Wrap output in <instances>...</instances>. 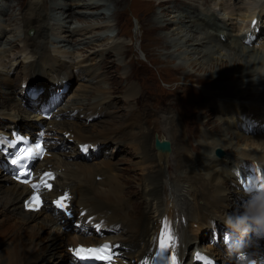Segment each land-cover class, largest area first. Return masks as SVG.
Returning a JSON list of instances; mask_svg holds the SVG:
<instances>
[{
    "label": "bare ground",
    "instance_id": "6f19581e",
    "mask_svg": "<svg viewBox=\"0 0 264 264\" xmlns=\"http://www.w3.org/2000/svg\"><path fill=\"white\" fill-rule=\"evenodd\" d=\"M114 1L117 5L115 7L119 8V15L123 16L127 0ZM82 2V6L88 9L91 7V10L94 12H90L89 14L77 12V14L95 16L100 12V15H103L104 18L110 17V14L108 13V15L106 12L108 11L106 7H110L107 3L101 4L94 0L86 2L83 0ZM163 2L166 1L163 0ZM163 2H159L157 6L153 5L150 14L152 12L156 13L155 10L157 8L159 10L157 15L170 16L166 14L170 12V14H173V17L168 22H159L160 19L151 20L150 31H153L157 35L158 46L170 49L169 56L171 58H183L187 56L190 59H194L196 64H203V61L212 58L215 50H229L234 56L232 60L236 57L239 58L234 62V68L215 73L216 77L211 80L203 77L196 78V82L201 83L198 85L210 84L209 88H213L214 86L212 85L216 84V81L226 82V80H229L234 83V85L226 84L225 86H229V89L224 93L220 92L221 94H216L212 91L205 93L200 90L197 91V94L204 101V111L202 114L205 118L204 122L202 121L203 118L199 117L200 114L197 110L190 111L187 115L183 114L181 109L184 102L182 101H178L180 102L179 106L168 107L163 113L152 110L147 102L150 96L133 84L127 86L125 95L123 96L128 103L126 115L119 119L118 124L114 128L104 129L103 135L89 133L81 129L79 125L67 121V119L63 122H57L56 119L55 121L43 124L44 121L41 122L43 120L42 114L37 117V123L31 125L25 131L26 134L32 133L35 130L33 129L34 126L41 125L40 129L45 131L49 142L61 140L64 143L72 140L68 139L67 136L70 133V137L75 139V146L72 149L74 153L76 151L80 153V147L87 143L97 144L95 142H102L104 146L107 145V142H114V144L129 142L130 145H133L138 163L142 167V177L138 185L140 198L142 199L141 211H136L135 207H137V204L131 203L129 201L130 197H126L129 194H127V191L123 192V189H121V182L118 180L116 174L109 173L110 170L104 166L70 161L71 155L73 156L74 153H64L61 150L62 147L60 148L58 145L59 142L54 143L50 147L49 150L52 155L41 160L37 167L40 170L44 168L45 170L56 171L59 175V179L56 182V186L58 185L57 194H60L59 190L63 192L68 189L73 195L72 203L74 210L77 213L80 212V208L88 211L87 218L90 219V222L82 225L84 229L79 234H76L79 237L74 244L79 243L90 246L104 243L112 247L114 246L117 255L120 257L121 255H127L130 260H133L132 264L156 263L157 254L161 250V233L164 231L163 221H165V218L170 222L172 235L175 237V240L180 236L183 238L181 253L186 250L190 251L193 248L192 252H190L192 256L200 246L199 240L194 244L191 242L190 236L193 234V231H191L192 226L200 220L206 219V221H210L214 216L228 212L232 206L229 198L231 192H237L240 198L248 191L242 188L240 177L247 178L248 172L246 170L254 165V163L264 164V136L260 134L264 132L263 113L255 112L256 110H253V107L250 105L241 103L242 100H249L254 97L252 91L254 92L256 88L261 87V82L256 78H263L264 75L261 71L263 67L256 69L255 63L251 64L246 61V58H252L255 54L254 47L245 46L248 35L239 38L228 33L226 38L223 39L227 27L219 25L215 15L202 16L199 14L196 19H191L187 23L185 22L186 15L184 11L180 12L177 5L171 6L170 1H167V3H170H165L166 5L162 4ZM32 5L37 6L36 14L32 9ZM99 6L103 7L100 8ZM52 9L54 8L42 7L39 0H31L28 9L20 14L24 30V37L20 42L24 46L29 45L32 48L26 50L32 56L41 54L37 50H34L35 47L45 46L46 49H49L53 27L51 28L49 22L46 20L50 16L46 11ZM180 9H183V7ZM115 12L118 13L117 10ZM252 14H255V12ZM253 16L255 15H250L247 19L251 21ZM57 17L54 15L53 20L60 23L61 19ZM198 18L201 19L202 23L198 22ZM254 22L252 27L255 29L258 24L262 23V15L259 14L254 19ZM171 25L176 28H172L171 30ZM257 29L254 30V35H249L253 39L255 35V39L258 37L259 33L257 34ZM31 30L34 31L32 36L29 34ZM161 31L169 32L162 36L160 35ZM168 38L171 42L168 41ZM13 42H9L10 46L13 45ZM172 47L176 48L173 52H171ZM125 52L124 47L115 46L103 51L101 58L104 60L105 56L109 53L115 54V57L118 58L121 55L124 56ZM25 59L26 57H24ZM47 64L52 67V74L58 71V63ZM61 66L73 68V66L66 64H61ZM3 68L6 67L3 66ZM87 70L82 71L83 74L87 73L89 76L93 74V71ZM66 72L68 74V71ZM126 78L131 79L130 73L126 75ZM233 79L234 81H232ZM110 84L113 85L112 82ZM110 91V87L98 89L93 92V98L90 99L87 95H80L75 97L73 104L66 108L70 113L65 110L60 111L70 120L71 117H75V111H78L77 118H81L83 113L87 111L88 114L83 115L87 120L93 116L90 112L99 111L108 117L107 121L102 120L106 124L111 119H117L113 110L116 104H113L111 101L114 94ZM256 91H259V89H256ZM4 94L5 96H0V135L4 134L10 137L12 136V132L18 128V123L10 122L11 124L5 128L4 120H11L15 115L29 112L12 91L5 90ZM217 97H238L240 101L238 99L239 102L234 103L230 99L219 100ZM186 99H190V97L186 96ZM161 103L164 105L163 101ZM141 104L142 106H140ZM210 112L212 117L217 115L214 125L208 121V118H211L209 116ZM185 117L200 125L197 133L198 137L200 136L199 138L202 139V144H199L195 148L192 147V150L195 149L198 152V156L196 157L194 156L196 152L194 153L193 151V155L190 149L188 141L190 134L188 135L186 129L188 125L185 123L187 122ZM81 125L82 128L85 127L83 122ZM194 128L191 127V130L194 131ZM35 134L38 135L39 131ZM222 134H224L223 137L225 139L217 138L221 137ZM210 149L213 152L209 151ZM216 149H223L227 153V157L223 159L217 158L214 153ZM101 168L103 170H100ZM11 170L12 168L5 165L0 158V212L5 214V220L8 224L24 232L28 229L34 231L37 225H30L36 223L42 216H44L42 222L47 226L55 225L61 229L63 227L68 228L72 224L71 221L66 220L64 222L63 217L56 214L54 210L50 211V205H46L38 213L25 211L23 200L30 192L26 186H22L12 180L10 176ZM94 172H102L97 177L100 180L106 177L108 181L93 182L92 174ZM127 185L129 184L125 182L123 188ZM226 185L229 186L228 189L230 191L224 187ZM99 186H106V188H99ZM129 186L125 187L124 190L129 188ZM255 190L253 188L249 190L252 192L250 197L254 194ZM51 195L53 198L55 197V190L54 193L51 192L50 197ZM67 204L70 205L71 201L69 200ZM76 222L79 223L78 221ZM90 225L98 226V228L107 227L104 229L108 230V232L122 227L123 231L117 239L115 237L103 238L94 240V243L93 239L84 238L87 227ZM23 235L21 233V237H18L17 243L19 245L15 246L16 249L13 257L10 259V264L19 263L20 260H22L23 264L43 260L44 256L33 258L34 253H36V244L32 243V246H30L26 242L21 241ZM168 243L170 244L171 241H168ZM48 246L53 248L56 253L59 252L61 247L60 245H56L55 242ZM69 252L72 256L73 264H78L74 252ZM165 252L171 258L173 254L172 248L169 247ZM43 254H45V251ZM174 254L178 257L176 258L178 264H184V261L180 258L185 254L181 257L176 253ZM29 256H32V258H28Z\"/></svg>",
    "mask_w": 264,
    "mask_h": 264
},
{
    "label": "rangeland",
    "instance_id": "374dc122",
    "mask_svg": "<svg viewBox=\"0 0 264 264\" xmlns=\"http://www.w3.org/2000/svg\"><path fill=\"white\" fill-rule=\"evenodd\" d=\"M39 1L41 2L42 7L54 8L52 9L53 11H46L50 14L46 20L49 22L51 28L53 27L51 34L52 40L49 44V49H46L45 46L35 47L34 50H37L41 54L32 56L29 54V51H26L32 48L29 47V45L24 46L20 42L24 37L23 20L20 14L28 9L31 0H0V96H5V90L9 92L12 91L15 96L22 101L24 108L29 112L15 115L11 120H4L5 128L11 124L10 122H16L18 123V128L16 130L25 132L28 127L37 123V117L41 115L38 111L42 112L40 106L46 104L48 98L57 94L60 90L63 92L61 95V101L53 110L55 117L50 121H55L57 119V122H63L67 119V121L79 125L81 129L88 131L89 133L103 135L104 129L114 128L118 124L119 119L126 115L128 103L123 96L125 95L127 86L133 84L150 96V98L148 97L149 99L147 102L152 110H157V112L163 113L168 107L172 108L176 105L179 106L180 102L178 101H182L184 102L181 109L183 114L187 115L190 111L197 110L200 114L199 117H201V119L203 118L202 121L204 122L205 118L203 117L204 115H202L204 111V101L197 94V91L200 90L204 93L212 91L216 94H221L228 91L229 86H225L226 84L234 85V83L229 80H226V82L216 81V84L212 85L214 86V90L213 88L208 87L210 84H202L201 86L198 85L201 83L196 82V78L203 77L211 80L216 77L215 73L224 72L230 68H234V62L239 58L236 57L232 60L234 56L229 50H215L212 58L205 61L201 60L203 61V64H196L194 59H190L187 56H184L183 58H171V56H169L170 49H164L161 46H158L157 35L154 34L153 31H150V21L153 19H160L159 22H168V20L173 17V14H170V12L166 13L170 16L157 15V12L159 11L157 8L155 10L156 13L152 12L150 14L153 5L157 6L159 2H163V0H127L125 14L123 16L119 15V8L115 7L116 3L114 0H94L101 4L107 3V5L110 6L106 7L108 9V11H106L107 14H110L109 18H104L103 15H100V12L95 16L77 14V12H84L86 14L94 12L91 10V7L88 9L87 7L82 6L83 0ZM86 1L89 0H85V2ZM165 1L166 2H163L162 4H169L171 2V6L177 5L180 12L184 11V14L186 15L185 22L187 23H189L188 21L191 19H196L199 14L202 16L215 15L217 17V23L221 26L227 27L223 39L226 38L228 33L239 38L248 35L245 46L250 48L254 47L255 54L252 58H246V61L251 64L255 63L256 69L263 67L261 71L264 73V13H262L264 12V0ZM167 1L170 2L167 3ZM102 7L103 6L100 8ZM181 7H183V9H180ZM32 9L36 14L37 6L32 5ZM102 10L104 11V9ZM116 10L118 13L115 12ZM254 12L255 14H252ZM259 14L262 15V23L260 25L258 24L255 28H258V37L257 39H255V37L254 39L249 40V35H254L255 30L254 27H252V24ZM54 15L61 19L60 23L53 20ZM250 15H256V17L253 16V19L249 21L247 17ZM198 22L202 23L201 19L198 18ZM170 27L171 30L172 28H176L173 25ZM167 32L169 31H161L160 35L164 36L168 34ZM10 41H14L11 46L9 43ZM168 41L171 42L169 38ZM115 46L124 47L126 50L125 55H121V57L117 58L115 57V54L109 53L105 56L104 60H102V52ZM175 50L176 48H171V52ZM24 57L28 59L24 60ZM54 62L59 65H57L58 71L54 73L55 75L51 73L52 67L47 64H52ZM61 64L73 66V68H66L61 66ZM3 66L6 68H3ZM85 69H88L87 71L90 72L93 71V74L90 76L87 73L83 74L82 71ZM66 71H68V74ZM128 73H130L131 79L126 78ZM29 78L32 79L36 87L39 86L38 88L34 87L36 91H38L35 94V97H32V95L25 92V90L29 91L28 88H23V86L27 85V80ZM256 79L261 82V87L256 88L259 89V91H256V89L254 92L252 91L255 98L252 97L249 100H242L241 103L250 105L253 107V110H256L255 112L263 113L262 119L264 121V86H262L264 85V75L263 78L257 77ZM181 80L187 81H182L184 82L182 83ZM232 81H234V79ZM111 82L113 85L110 84ZM63 83H69L70 85L67 92L61 90ZM108 87L111 88L110 92L114 94L111 101L113 104H116L113 110L117 119H111L105 124L102 120H106L108 117L101 114L99 111L90 112L93 116L89 120L84 117L88 114L87 111L83 113L84 116L82 115L81 118H77L76 115L78 111H75V117H71V120L66 118V116H64L65 114H62L63 110L66 112L69 111L66 108L73 104L75 97L87 95L90 99L93 98L94 91L98 89H106ZM57 89H59L58 92ZM186 96L190 97V99H186ZM217 98L219 100L230 99L234 103L240 101V98L238 97ZM162 101L164 102V105H162ZM140 106H142V104ZM109 110L111 111V109ZM209 116L211 118H208V121L212 122V125H214V123H216L217 115L212 117L210 112ZM185 119L187 120L185 123L188 125V127H186L188 135L190 134L188 141L190 143V149L192 150V147L195 148L199 146V144H202V139L199 138L200 136L198 137L197 133L200 125L187 117H185ZM50 121L44 119L41 120L43 124ZM82 122L84 123V128H82ZM38 126L39 125L34 126L33 129H36ZM40 127L37 131L40 130ZM191 127H195L194 131L191 130ZM35 133L36 131H33L31 135L37 136ZM260 134L264 136V132ZM223 136L224 134L217 138L225 139ZM68 139L72 140L67 143L62 142L61 140H54L53 142H59L58 145L60 148L62 147L61 150H63L64 153L68 152L73 154L74 151L72 149L75 146V139L71 137H68ZM95 143L97 144L87 143L84 146H81V150H79L80 153L76 151L73 156L71 155L72 158L70 161L96 164L109 169V173L117 175L118 180L121 182L120 187L123 189V192L127 191V194H129L126 196L130 197L129 201L137 204L135 210L141 211L142 199L140 198L138 185L140 184L142 177V167L138 163V158H136V152L133 149V145H130L129 142L116 144H114V142H107V145L104 146V143L102 142ZM193 151L194 153L196 152L195 155ZM209 151H212V149ZM192 153L195 157L198 156V152L195 149L192 150ZM225 157L227 156H224L223 158ZM260 167L264 169V164L260 165ZM100 170H103V168ZM101 173L102 172H94L92 174V181L98 183L108 181V178L106 177L102 180L97 177V175H100ZM125 182L131 185H127L129 188L126 190H124V188L127 186H124L123 188ZM241 186L246 190L242 183ZM224 187L226 189L229 188L228 185ZM99 188H106V186H99ZM228 190L230 191V189ZM251 193L252 192L248 190L245 192V195H242V197L239 198L237 192H231L229 198L232 206L229 208L228 212L214 216L210 221H206V219L200 220L192 226L191 231H193V234H191L190 239L193 244L199 240L198 242L200 246L197 249L205 252L216 262L219 261L221 263H226V249L223 242L225 233H228L229 230L225 226L222 217L225 214L235 213L238 209L242 210V207L240 206L250 198ZM49 210L52 211L51 208ZM5 219V214L0 212V264L11 263L10 259L14 255L16 249L15 246L19 245L17 242L19 240L18 237H21V233L24 234L21 241L26 242V244L30 246H32V243L36 244V253H34L35 255L33 258L36 256L45 257L39 262L34 260L35 262L31 261L26 264H73L69 247L76 249L79 246L84 245L79 243L75 245L74 242L78 240L79 235L67 231L64 229L66 227L59 229L55 225H44L42 222L44 216L39 218L36 223L30 225H37V227L34 228V231L28 229L25 232L14 228L8 224ZM100 228L97 226L98 231L94 233V230H90L87 227L86 234L88 235H85L84 238L93 239L94 242V240L103 238L115 237L117 239L119 238L118 236L122 234V230L117 228L115 230L112 229V232H106V236L101 235L99 234ZM116 231L117 233H115ZM90 233H92L93 236H91ZM182 241L183 238L181 236L175 240L176 244L174 253L179 257L185 254L180 259L184 261V264H188L191 260L190 252H192L193 248L190 251L186 250L181 253ZM54 242L56 245L61 246L58 253L48 246ZM85 246L86 245L83 247ZM43 250L45 251V254H43ZM71 251L73 252L74 250ZM32 256H29L28 258H32ZM12 264L23 263L22 260H20L19 263Z\"/></svg>",
    "mask_w": 264,
    "mask_h": 264
},
{
    "label": "clouds",
    "instance_id": "9594fccd",
    "mask_svg": "<svg viewBox=\"0 0 264 264\" xmlns=\"http://www.w3.org/2000/svg\"><path fill=\"white\" fill-rule=\"evenodd\" d=\"M226 264H264V184L244 202L242 211L225 214Z\"/></svg>",
    "mask_w": 264,
    "mask_h": 264
},
{
    "label": "snow or ice",
    "instance_id": "6c2138e0",
    "mask_svg": "<svg viewBox=\"0 0 264 264\" xmlns=\"http://www.w3.org/2000/svg\"><path fill=\"white\" fill-rule=\"evenodd\" d=\"M255 23V22H253ZM37 150H39L40 152L43 151V148L40 145H37ZM32 150L30 149L28 154L31 155ZM46 177L49 178H54L53 174L51 173H46L45 174ZM42 179V183L45 184V186L47 187H51L50 185H47L46 182L44 181V178ZM25 183H27L28 181L25 180ZM251 184V182H250ZM32 187L34 189H39L40 185L37 184H33ZM40 200L38 196H33L32 197V201L30 203H28L26 205V207L32 209V210H39L40 207ZM57 204L59 207L64 208L65 204L61 203L60 201H57ZM168 241H171V243L169 244ZM112 246L108 245V244H104L102 246H100L99 248H79L76 250L75 254L76 256L81 257L82 259H89V258H94L97 260H106L109 262V264H111V261L113 259V255L112 254H108V255H101V253H104L106 250H109ZM171 247L173 250V254L171 256V262L172 264H177V260H176V256L174 254L175 251V237L172 235V229H171V225L170 222L167 221V219L165 218L164 221V231L161 233V252L160 254H162L163 252L167 251V249Z\"/></svg>",
    "mask_w": 264,
    "mask_h": 264
},
{
    "label": "water",
    "instance_id": "95a60500",
    "mask_svg": "<svg viewBox=\"0 0 264 264\" xmlns=\"http://www.w3.org/2000/svg\"><path fill=\"white\" fill-rule=\"evenodd\" d=\"M216 155L219 156V157H221L223 155V152L220 151V150H217Z\"/></svg>",
    "mask_w": 264,
    "mask_h": 264
}]
</instances>
